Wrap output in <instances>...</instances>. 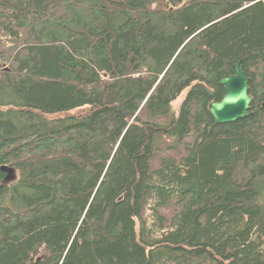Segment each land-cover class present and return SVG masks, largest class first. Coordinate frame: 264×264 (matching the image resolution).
Wrapping results in <instances>:
<instances>
[{"label":"trees","instance_id":"obj_1","mask_svg":"<svg viewBox=\"0 0 264 264\" xmlns=\"http://www.w3.org/2000/svg\"><path fill=\"white\" fill-rule=\"evenodd\" d=\"M0 264H264V0H0Z\"/></svg>","mask_w":264,"mask_h":264},{"label":"water","instance_id":"obj_2","mask_svg":"<svg viewBox=\"0 0 264 264\" xmlns=\"http://www.w3.org/2000/svg\"><path fill=\"white\" fill-rule=\"evenodd\" d=\"M123 1V0H119ZM251 79L245 75L242 61L234 65V75L221 80L226 94L220 103L210 105V112L218 124L235 123L250 116L252 97L249 95ZM6 177L4 185H8L15 178L12 168L3 167Z\"/></svg>","mask_w":264,"mask_h":264},{"label":"rangeland","instance_id":"obj_3","mask_svg":"<svg viewBox=\"0 0 264 264\" xmlns=\"http://www.w3.org/2000/svg\"><path fill=\"white\" fill-rule=\"evenodd\" d=\"M184 97H185V93L173 103V109L176 113L179 111V107Z\"/></svg>","mask_w":264,"mask_h":264},{"label":"bare ground","instance_id":"obj_4","mask_svg":"<svg viewBox=\"0 0 264 264\" xmlns=\"http://www.w3.org/2000/svg\"><path fill=\"white\" fill-rule=\"evenodd\" d=\"M114 1H116V2H124L125 0H123V1H119V0H114ZM240 62V61H239ZM250 85V84H249ZM249 95H250V93H249ZM225 97V96H224ZM252 104V103H251ZM213 118V117H212ZM214 119V118H213ZM215 121V120H214ZM215 123L216 124H218L216 121H215ZM229 124H231V123H229ZM220 125H224V124H220Z\"/></svg>","mask_w":264,"mask_h":264}]
</instances>
